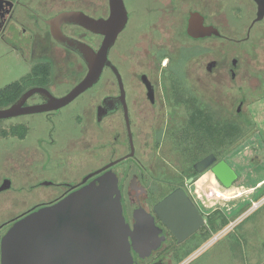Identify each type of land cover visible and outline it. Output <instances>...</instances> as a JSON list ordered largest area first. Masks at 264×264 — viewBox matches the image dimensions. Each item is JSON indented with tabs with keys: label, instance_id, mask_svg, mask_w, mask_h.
Here are the masks:
<instances>
[{
	"label": "flooded vegetation",
	"instance_id": "af4514ba",
	"mask_svg": "<svg viewBox=\"0 0 264 264\" xmlns=\"http://www.w3.org/2000/svg\"><path fill=\"white\" fill-rule=\"evenodd\" d=\"M84 3L83 0H0V38L28 64H31L30 72L25 76L33 73L35 69L42 68L47 72L46 77L40 78V84L36 86L47 89L54 97L66 94L84 77L87 69L73 51L53 40L47 21L65 11H81L94 18L106 17L107 0H89L86 5ZM145 12L150 17L151 14L159 12L158 22L162 21L163 17L164 19L168 18L170 23L166 24L164 28L171 35L169 37L171 43L178 40L179 36H184L185 40L193 44L190 47L192 49L195 48L194 46L203 44L201 45V54H206V56L212 51L211 43L217 42L222 46L218 52L222 57L208 60L204 64L205 73L202 74L206 78L216 75L221 80L229 79L230 88L236 89L239 99L234 112L224 107L223 104L217 105L216 110H211L208 106L209 103H205L203 140L207 153L202 158L212 155L213 163L201 173L194 170V163H192L191 167L187 166L186 173L183 169L176 170L177 175L171 178L166 176L164 178L157 169L154 170V168L146 166L144 163L146 151H142L136 146L135 133L133 132L135 126L133 112L147 107L152 110L156 109L158 105L156 85L145 74H140L138 79L144 91L142 89L139 95L132 99L127 79L119 70L118 63H115L110 55L112 48L116 45L115 41L108 57L121 76L124 90L123 100L121 102L118 100L120 96L118 83L115 75L108 68L104 69L97 84L82 94L100 90L103 75L108 72L112 82L107 83V86L114 87L115 90H107L105 94L99 93V96H96L93 117L96 127L106 119L115 117L119 127L124 130H122V136V131L115 132L112 142H109L107 146L110 154L109 162L98 168L79 170L75 164L70 165L67 162L71 154L68 155L60 151L48 152L47 148L56 146L55 134L57 130L62 132L58 118H60L62 110L72 103L58 111L37 114L44 118L40 124L34 125L28 122L25 123V126L20 125V127H28V129H32L33 126L40 128L41 138L38 140L40 143L38 150L36 153L27 155L25 161L28 171L19 177L20 182L17 188V190H24L36 198L32 201H25L27 205L25 209L0 223V242L5 233L24 215L40 207L57 203L67 195L93 182L104 172L111 171L117 179L121 214L129 229L127 241L131 263L188 264L193 253L204 244L200 241L212 233L211 220L221 217L217 208L204 210V207L201 206L204 205L201 198L197 194H195L196 196L192 194L200 178L206 188L203 190L211 194L216 193L224 198L223 195L231 192H234L235 195L240 194L243 190L237 189L239 187L247 188L242 186V183L248 184L250 181L247 179L248 175L252 177L251 174L256 172L259 176L258 174L264 172V16L258 19L256 4L253 0H150ZM226 13L235 19L232 24H226ZM150 17L147 22L150 21ZM193 17L196 18L193 19ZM190 25L192 35L187 34ZM144 29L148 30V25ZM61 30L66 36L79 40L94 50L98 48L101 41L100 36L91 34L77 26L62 25ZM226 44H232V46L227 48ZM128 50L123 52L121 59L127 55ZM148 50L151 57L155 58L154 61L158 69L164 71L163 78H168V81L182 87L185 83L182 72L183 65H186L192 57H187V55L175 57L174 53H168L166 48L158 50L148 48ZM161 63L162 67H160ZM177 67H180V71ZM142 76L146 77L152 89L150 98L147 96L145 85L141 82ZM245 102L248 104L243 108ZM41 103L43 100L39 96H32L25 105ZM124 106L128 115L131 137L127 130ZM22 117L0 122L20 120ZM248 141L252 145L251 149L245 147L237 152L240 156L250 152L249 156L245 157L250 166L249 172L242 174L240 171L242 164H239L235 169V164H231L230 161L233 160L232 155L236 149ZM233 142H237V146L233 147ZM130 143L133 146V153H131ZM117 160L120 161L111 168L96 174L107 164ZM220 163H225L235 175L229 186L224 185L213 174L212 168ZM34 165L38 167L37 170L30 169ZM11 185L9 177H2L0 192L10 189ZM254 185L256 189H262L264 177L262 181ZM178 188L184 190L203 220V224L193 234L181 241H178L154 211V207L159 201ZM191 188H193L192 191ZM232 222L236 224V219ZM73 248L75 251L78 249L76 241Z\"/></svg>",
	"mask_w": 264,
	"mask_h": 264
},
{
	"label": "rangeland",
	"instance_id": "374dc122",
	"mask_svg": "<svg viewBox=\"0 0 264 264\" xmlns=\"http://www.w3.org/2000/svg\"><path fill=\"white\" fill-rule=\"evenodd\" d=\"M84 1L85 5L89 3V0ZM123 2L129 14V20L118 36L110 55L113 61L118 63L119 70L127 79L132 99L139 95L142 89L144 91L138 79L140 74H145L156 85L158 105L155 110L147 107L133 112L135 120L133 132L136 146L146 151L144 160L146 166L157 169L164 178L165 176L171 178L177 175L176 170L183 169L186 173L187 166H190L185 162L186 153L183 151L185 143L179 134L184 133L182 130L188 126L186 120L189 111L191 112L193 108L204 111L205 103H209L211 110H216L217 105L223 104L234 112L238 105L239 93L236 89L230 88V81L227 78L221 80L216 75L203 77L204 64L208 60L222 57L218 53L222 47L221 44L211 43L212 51L206 56L201 54L203 44L194 46L195 48L192 49L190 47L193 44L185 40L184 36H179L178 40L171 43L169 39L171 35L164 28L170 23L168 18L163 17V20L158 22L159 12L151 14V17L145 12L150 0H123ZM149 17L150 21L147 22ZM234 20L226 13V24H232ZM146 22L148 30L144 29V27L147 28ZM131 45L132 47L129 48ZM229 46L232 44H226L227 48ZM148 48L157 50L166 48V51L170 54L174 53L175 57L186 55L192 57L186 65H183L185 83L182 87L179 84L177 87L175 83L168 81V78H163L164 71L158 69L155 58L151 57ZM126 50H128L127 55L121 59ZM31 67V64H28L0 38V90L27 75ZM177 69L180 71V67ZM110 82H112L111 77L108 72H105L100 90H97L98 93L93 91L84 94L62 110L58 118L62 132L57 130L56 146L47 148L48 152L60 151L71 154L67 162L70 165L75 164L79 170L98 168L109 162L110 154L107 146L109 142H112L115 132H121L123 129L119 127L115 117L106 119L96 127L93 110L96 105L95 98L99 96V93L105 94L107 90H115L114 87L107 86ZM184 101H187L186 105ZM247 104L245 102L243 108ZM43 120V116L29 115L23 116L20 120L0 122V180L2 177H9L12 183L10 189L0 192V223L25 209L27 207L25 201L36 198L17 188L20 182L19 177L28 171L25 161L27 155L36 153L38 150V144H40L38 140L41 138L40 128L25 127L22 138L15 135L14 131L18 132L20 128H23L20 125L25 126V123L37 125ZM188 142L192 147L193 141ZM232 144L233 147L237 146V142ZM245 147L251 149L252 145L249 141L244 142L233 153L235 156L232 155L233 160L230 161L231 164H235V169L242 164L240 169L242 174L249 172L250 166L245 157H248L250 152L242 156L237 152ZM30 169L37 170L38 167L34 165ZM251 175L252 177L250 175L247 177L250 180L248 184L242 183V186L249 189L239 187L237 189L243 190L240 194L235 195L231 192L223 195L224 198L203 190L206 188L201 178L194 187L195 191H192L193 188L190 189L194 196L197 194L201 198L204 203L201 206L204 210L217 208V212L227 220V224L221 225V217L211 220L212 233L200 241L204 244L193 253L188 264H264V187L256 189L254 185L263 180L264 172L258 174L259 176L256 172ZM30 179L29 177L28 180ZM256 201H261L260 205L251 211L250 204ZM234 219L236 224L232 222Z\"/></svg>",
	"mask_w": 264,
	"mask_h": 264
},
{
	"label": "water",
	"instance_id": "95a60500",
	"mask_svg": "<svg viewBox=\"0 0 264 264\" xmlns=\"http://www.w3.org/2000/svg\"><path fill=\"white\" fill-rule=\"evenodd\" d=\"M253 2L260 19L264 16V0ZM107 7L106 17L94 18L81 11H65L47 21L53 40L73 51L85 64L87 71L61 97H54L43 87L28 88L12 104L0 108V121L58 111L94 87L105 68L115 75L120 91L118 100H123L121 76L108 56L118 35L127 25L128 12L123 0H107ZM62 25L77 26L100 36L98 48L94 50L89 45L66 36L61 30ZM191 30L190 25L188 35H192ZM141 82L150 98L152 89L145 76L141 77ZM32 96H39L43 103L25 105ZM124 112L130 135L125 106ZM130 149L133 153L132 143ZM213 160L214 157L209 155L195 162L193 168L201 173ZM119 161L107 164L96 174ZM212 171L226 186L235 178L233 171L225 163L215 165ZM154 211L178 241L193 234L203 224L199 211L180 188L159 201ZM128 236L129 229L121 214L117 179L111 171H106L57 203L40 207L15 222L1 239L0 264H132ZM75 241L78 244L76 251L73 248Z\"/></svg>",
	"mask_w": 264,
	"mask_h": 264
},
{
	"label": "trees",
	"instance_id": "16d2710c",
	"mask_svg": "<svg viewBox=\"0 0 264 264\" xmlns=\"http://www.w3.org/2000/svg\"><path fill=\"white\" fill-rule=\"evenodd\" d=\"M47 72L44 69L34 70L33 73L21 78L19 81H15L12 84H9L2 90H0V108H4L12 104L25 90L31 87H35L37 84H40L39 79L46 77ZM178 87V85H177ZM179 89V88H178ZM187 101H184L186 105ZM187 107V106H185ZM189 111V110H188ZM204 111H200V108H193L191 112L189 111L186 122L188 126L185 128L184 133L181 134L180 138L184 141L183 151L186 153L185 162L190 165L195 163L197 160L202 158L207 150L204 146ZM14 131V130H13ZM233 131V130H232ZM231 132V131H230ZM15 135L19 138L24 137L25 128H20L18 132L14 131ZM3 134V133H2ZM188 141H193L192 147ZM221 225L225 226L227 220L224 217H221Z\"/></svg>",
	"mask_w": 264,
	"mask_h": 264
},
{
	"label": "built area",
	"instance_id": "2783aa9c",
	"mask_svg": "<svg viewBox=\"0 0 264 264\" xmlns=\"http://www.w3.org/2000/svg\"><path fill=\"white\" fill-rule=\"evenodd\" d=\"M261 201H256V202H251L250 204V210H254L255 208H257L260 205Z\"/></svg>",
	"mask_w": 264,
	"mask_h": 264
}]
</instances>
